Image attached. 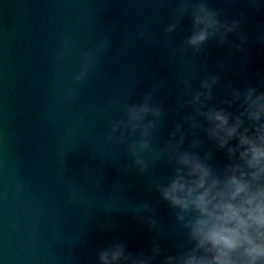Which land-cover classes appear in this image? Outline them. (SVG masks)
Wrapping results in <instances>:
<instances>
[{
	"label": "water",
	"instance_id": "95a60500",
	"mask_svg": "<svg viewBox=\"0 0 264 264\" xmlns=\"http://www.w3.org/2000/svg\"><path fill=\"white\" fill-rule=\"evenodd\" d=\"M0 264H264V0H0Z\"/></svg>",
	"mask_w": 264,
	"mask_h": 264
}]
</instances>
